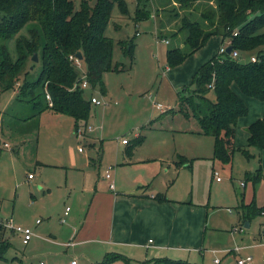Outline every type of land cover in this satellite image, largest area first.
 Segmentation results:
<instances>
[{
    "label": "rangeland",
    "instance_id": "1",
    "mask_svg": "<svg viewBox=\"0 0 264 264\" xmlns=\"http://www.w3.org/2000/svg\"><path fill=\"white\" fill-rule=\"evenodd\" d=\"M73 1L79 8L81 0ZM142 1L145 3L141 10H148L151 15L141 20L135 17L137 0H127L128 13H123L118 3L113 6L105 33L114 39V61L121 62L124 68L104 73L106 95L98 85L89 84L84 89L87 98L95 96L102 101L101 104L91 102L86 124L80 123L76 128L71 115L49 108L38 111L40 108L35 109L30 102L19 101L18 84L0 91V127L4 128L0 134L3 136L0 138V219L31 226L35 231L30 243L24 244L12 230L0 228V264H72L75 258L78 264H100L94 255L90 259L93 262L83 256L81 250L90 244L76 243L72 239L83 225L86 226L87 213L103 184L99 182L96 186V178L103 177L107 169L113 172L111 163L120 149L121 139H130L132 145L137 132L143 137L141 146L136 147L139 153L162 152L173 159L174 164L182 162L180 155L188 158L189 165L179 174L172 169L167 175L160 172L150 182L151 191L188 203H201L195 209L202 217L200 240H190L183 247L170 249L165 257L194 264H239V258L251 254L253 259L247 264H264V212L253 217L247 227L248 219L245 220L241 208L243 203L253 200L258 206H264V148L247 147L249 131L243 124L252 119L256 106L264 101L255 97L248 99L234 85L248 106L249 100L251 102L248 113L237 123L235 145L247 147L252 156L236 149L232 163L215 158L214 137L196 133L199 130L197 119L194 116L187 119L178 105L179 93L188 95L195 88L192 81L195 72L190 76L187 69L178 67L181 63L169 66L167 62L168 49L189 50L185 44L187 29L182 28L181 20L185 12L171 0ZM32 25L28 23L5 41L14 58L18 55L17 37H29L28 27ZM132 39L135 43L133 59L120 44ZM209 40L207 46L216 50L223 43L221 35ZM251 55L255 54L245 52L236 58L244 60ZM168 66L178 72L163 75ZM76 67L81 77L87 71L83 59ZM41 70L40 54L38 60L28 56L19 82L28 75L35 80ZM208 95L216 98L214 90ZM23 98L28 100V97ZM42 100L45 104V97ZM156 102L173 107L175 113H163ZM93 135L101 139L104 148L101 166L98 158L91 160L93 165L97 163V169L89 163L88 157L93 153L83 143L99 145ZM4 141L9 142L10 147H4ZM84 147V151H79ZM172 168L177 167L172 165ZM259 168L260 179L254 185L247 173L257 174ZM66 206L70 207L67 215L64 214ZM6 232L13 237V242L10 236L5 237ZM236 247L242 248L239 253L231 252ZM129 257V264H158L154 258ZM215 258L219 259L218 263ZM109 264L128 262L116 260Z\"/></svg>",
    "mask_w": 264,
    "mask_h": 264
},
{
    "label": "trees",
    "instance_id": "2",
    "mask_svg": "<svg viewBox=\"0 0 264 264\" xmlns=\"http://www.w3.org/2000/svg\"><path fill=\"white\" fill-rule=\"evenodd\" d=\"M185 12L182 14V28L187 29L185 44L189 50L173 47L167 50L169 66L182 63L188 55L203 47L210 37L221 35L229 40L233 50L241 53L252 52L256 61L239 60L225 51L204 62L193 75L195 88L188 95L179 93L178 104L186 117L194 116L201 132L214 137V157L223 163H232L234 151L241 150L246 156L252 154L248 146L264 148V113L248 126L247 147L236 146L235 136L239 119L248 113L245 99L234 88L245 95L264 100V0H174ZM118 3L123 13H128L127 0H81L76 8L73 0H0V91L19 85V101L30 102L33 107L49 108L71 115L76 128L86 124L91 109V98H87L81 87L82 77L70 55L81 51L86 63V79L92 86H99L106 95L104 73L118 71L121 62L113 56L114 39L105 33L112 16V9ZM145 1L137 0L135 17L148 18V10H141ZM30 36L17 37L18 55L14 58L5 41L16 35L28 23ZM124 52L134 57V40L120 41ZM126 45V46H125ZM41 49V51H40ZM40 54L42 70L35 80L26 76L19 82V75L28 56ZM215 91L216 98L209 97ZM50 94L49 100L46 95ZM22 96V97H21ZM23 97H28V100ZM45 97L46 103H43ZM52 103V104H51ZM143 137H135L128 149L141 143ZM129 141V140H128ZM181 166L188 161L184 155ZM102 157V143L98 161ZM186 165H189L188 162ZM258 173H247L256 185ZM160 202L169 198L161 192L156 194ZM245 220L264 212L255 200L241 206ZM131 258L121 252H106L101 264ZM158 264H194L180 259L156 257Z\"/></svg>",
    "mask_w": 264,
    "mask_h": 264
},
{
    "label": "crops",
    "instance_id": "3",
    "mask_svg": "<svg viewBox=\"0 0 264 264\" xmlns=\"http://www.w3.org/2000/svg\"><path fill=\"white\" fill-rule=\"evenodd\" d=\"M171 1L172 3L176 2L174 0ZM227 42L228 40L223 41L221 46L227 44ZM208 43L193 52L178 67L187 69L188 74L192 76L204 62L219 53L218 49L221 46H218L216 50L211 46H207ZM182 44L180 46H183ZM189 59L191 60L186 66V62ZM174 69L176 68L165 67L163 75L172 76L178 72ZM183 82H178L175 86H179ZM248 99H251V97L248 96ZM250 103L249 100V106ZM161 110L163 113H175V109L169 107V105H164V109ZM263 113L264 102H261V104L256 106L252 119L243 122L244 127L248 129L250 123L262 117ZM190 117L186 118L190 119ZM2 130L4 128L0 127V134H2ZM200 130L201 127L199 125V130L197 129L195 132L201 134ZM238 130L239 125L237 126L236 136ZM137 136H141V134L137 132ZM93 137L99 140V145L93 143L88 145L87 141L83 143L85 147L90 149L91 154L93 153L88 157L89 163L97 169L102 164L104 148L101 139L94 135ZM0 138H3V136L1 137L0 135ZM101 143L102 157L101 161H99L100 164L99 166H97V163L93 165L91 160L95 157L96 159L98 158ZM120 145L115 160L111 163L113 170L111 177H106L107 171L110 172L107 169L103 177L99 176L98 179L96 178V186L99 182L103 184L95 195V203L92 204L87 213L86 226L83 225L80 231L73 236L72 241L76 240V243L91 245L87 249L83 248L81 250L83 256L85 255L90 260L91 256L94 255L98 258L100 264L106 252L111 251L121 252L128 256L141 255L145 256V260H149L150 258L165 257L167 256L165 255L166 252L170 249L183 247L185 242L190 240H200L202 217L201 212L195 213V209L201 203L194 201L188 203V201H182L172 196H167L169 200L160 202L156 199V194L159 192H155L153 189L151 191L150 187V182H153L160 172L167 175L172 169L179 174L181 169L188 165L177 166L174 164L173 159L167 158L165 153L158 151L146 153L145 155L142 152L139 153L136 150V147L141 146L139 144L132 148V153H129L130 139L128 143H123L121 139ZM85 147L82 150H79V148H82L79 147L78 150L84 151ZM172 165H176L177 168L173 169ZM112 182L115 184L114 188L110 187ZM185 206L188 208L185 209ZM64 214L67 215L66 208ZM7 236H10L8 232L5 233V237ZM12 238L10 236V240ZM17 239L22 240V236L17 234ZM240 250L232 248L231 252L239 253ZM90 262H93V260H90Z\"/></svg>",
    "mask_w": 264,
    "mask_h": 264
},
{
    "label": "built area",
    "instance_id": "4",
    "mask_svg": "<svg viewBox=\"0 0 264 264\" xmlns=\"http://www.w3.org/2000/svg\"><path fill=\"white\" fill-rule=\"evenodd\" d=\"M163 41H166V39H162ZM230 44V41L228 40L227 44H224L222 45L220 48H219V53L222 54L226 51V47L227 45ZM232 55L234 57H239L242 55V53L237 49V50H234L231 52ZM70 58H72L75 62L76 65H80L81 64V59L78 58V56L76 54H72L70 55ZM250 60L252 61H256L257 60V56L256 55H251ZM89 86V83L86 79V72L84 73V75L82 76V81H81V87L83 88H86ZM46 97L50 100L51 99V96L50 94H47ZM92 102L93 103H97V104H101L102 101L100 99H98L97 97L93 96L91 98ZM52 104V103H51ZM156 105L157 107H159L160 109H164V105L160 102H156ZM128 140L127 138H122V142L123 143H128ZM1 142H0V147H1ZM3 146L4 147H10V144L9 142H6L4 141L3 142ZM81 149V148H80ZM217 173V171H216ZM29 177H32V173L29 174ZM106 177L107 178H110L111 177V173L109 171H107L106 173ZM219 179V177H218ZM110 187L111 188H114L115 187V184L112 182L110 184ZM70 210V207L67 206L66 207V214L68 213V211ZM229 211H232L231 209H228ZM41 219H38L37 222H40ZM7 228L9 230H12L13 232H15L16 234H19L22 236V241L23 243L27 244L30 242V240L33 238V236L35 235V231L34 229L31 227V226H28V225H23V224H18V223H15L13 222L12 220L10 219H0V228ZM236 250H240V247H236L235 248ZM253 259V256L251 254L247 255L246 257H241L238 259V263L239 264H247V263H250ZM215 261L216 262H219V259L215 258ZM263 261H264V257H263ZM77 263V260L76 258L72 260V264H76Z\"/></svg>",
    "mask_w": 264,
    "mask_h": 264
},
{
    "label": "water",
    "instance_id": "5",
    "mask_svg": "<svg viewBox=\"0 0 264 264\" xmlns=\"http://www.w3.org/2000/svg\"><path fill=\"white\" fill-rule=\"evenodd\" d=\"M232 50H233V45H231V44L227 45L226 51L229 54L232 52ZM76 55L78 56V58L83 59V54H82L81 51L77 52ZM32 59L33 60H38V53L37 52L34 53V55L32 56ZM245 226H247V227L250 226V220H248V221L245 222Z\"/></svg>",
    "mask_w": 264,
    "mask_h": 264
}]
</instances>
